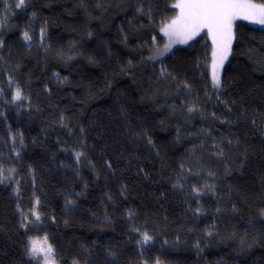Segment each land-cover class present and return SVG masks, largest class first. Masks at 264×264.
Returning <instances> with one entry per match:
<instances>
[{
	"label": "trees",
	"instance_id": "obj_1",
	"mask_svg": "<svg viewBox=\"0 0 264 264\" xmlns=\"http://www.w3.org/2000/svg\"><path fill=\"white\" fill-rule=\"evenodd\" d=\"M176 1L0 0V264H264V28L217 86Z\"/></svg>",
	"mask_w": 264,
	"mask_h": 264
},
{
	"label": "snow or ice",
	"instance_id": "obj_2",
	"mask_svg": "<svg viewBox=\"0 0 264 264\" xmlns=\"http://www.w3.org/2000/svg\"><path fill=\"white\" fill-rule=\"evenodd\" d=\"M24 0H20V7ZM179 9V14L162 31L169 37L170 42L178 40L186 43L203 30H207L214 45V61L212 78L215 85H219V68L230 50L232 41V23L237 18L252 20L264 24V4H255L251 0H180L173 5ZM24 39H29L24 33ZM21 94L16 92L14 99L19 100ZM80 153H77L79 157ZM37 219L39 216L37 215ZM145 241L150 237L144 235ZM30 255L36 258L43 255L45 264H55L53 248L48 244L47 237L43 240L30 241Z\"/></svg>",
	"mask_w": 264,
	"mask_h": 264
},
{
	"label": "rangeland",
	"instance_id": "obj_3",
	"mask_svg": "<svg viewBox=\"0 0 264 264\" xmlns=\"http://www.w3.org/2000/svg\"><path fill=\"white\" fill-rule=\"evenodd\" d=\"M18 1H20V0H18ZM179 2H180V0H177V1H176V3H179ZM251 2H252V3H255V4H258V3H256V2H253L252 0H251ZM176 3H175V4H176ZM258 5H259V4H258ZM179 11H180V10L176 8V15H175V17L173 18V20L177 17V15L179 14ZM239 21H244V22H246V23H248V24H250V25H252V26H255V27L264 28V24L255 23V22H253L252 20H246V19H242V18H237V19H235V20L233 21V23H232V41H231L230 50H229V52H228V54H227V58L224 59L222 66H220V68H219V76H220V72L222 71V69L224 68L226 62L228 61L229 55H230V53H231V49H232V45H233V40H234V29H235V25H236V23L239 22ZM171 22H172V20H171ZM171 22H170V23H171ZM170 23H169V24H170ZM167 38H168V43H166L165 46L163 47V48H164V49H163L164 52H171V51L174 50L175 48H178V47H180V46H184L185 44H187L188 42H191L192 40H195V39H197V38H202L204 41H207V42L210 44L211 55H212V56H211V60H212V65H213V61H214V56H213L214 45H213V42H212V38H211V36L208 34V32H207L206 29L203 30V31H201L199 34L195 35L192 39L188 40L186 43L179 42L178 40H173V41L170 42L168 36H166V39H167ZM38 257L42 260L43 264H45L43 255H42V254H41V255H38ZM52 258H53V257H52Z\"/></svg>",
	"mask_w": 264,
	"mask_h": 264
}]
</instances>
